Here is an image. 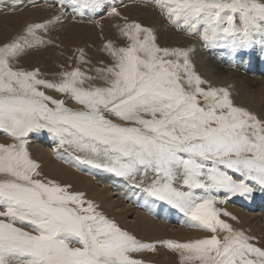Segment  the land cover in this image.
<instances>
[{
	"label": "snow or ice",
	"instance_id": "obj_1",
	"mask_svg": "<svg viewBox=\"0 0 264 264\" xmlns=\"http://www.w3.org/2000/svg\"><path fill=\"white\" fill-rule=\"evenodd\" d=\"M150 3L205 48L227 50L229 67L244 63L238 53L264 49L260 0ZM55 4L60 13L51 20L26 23L0 41V131L12 140L0 143V264H148L145 254L160 248L177 254L179 264H264V237L235 227L229 220L238 217L221 207L264 191V108L255 112L237 103L241 92L234 85L217 86L197 71L193 47L161 46L156 29L136 21L118 26L129 43L108 41L110 62L101 67H81L91 63L83 48L71 70L60 65L59 79L19 66L30 51L55 44L45 34L63 23L65 9L74 20L107 10L127 21L118 10L122 3ZM22 6L24 0H13L7 11ZM41 130L63 162L123 179L143 195L138 206L153 218H160L153 204L162 202L182 217L178 223L204 235L138 238L84 191L44 174L29 151L30 134Z\"/></svg>",
	"mask_w": 264,
	"mask_h": 264
},
{
	"label": "bare ground",
	"instance_id": "obj_2",
	"mask_svg": "<svg viewBox=\"0 0 264 264\" xmlns=\"http://www.w3.org/2000/svg\"><path fill=\"white\" fill-rule=\"evenodd\" d=\"M261 2H264V0H261ZM26 3L27 2L25 1L24 4ZM31 11H36L37 15L42 18L44 17L45 14L51 12L52 9H48L46 4H41L40 6L37 5L36 8L34 7L33 9L31 8L29 12ZM104 13L105 12H102L100 13V15ZM137 16L140 17V13H138ZM1 17L2 18H0V41H3V38L5 39L7 38L5 35H8L7 40L16 35L19 26V18L17 15L5 16L3 13H1ZM49 19L50 17H47V21ZM80 21L78 19L75 20L73 19L72 25L75 27H81L83 28L82 29L83 32H87L89 30V25H87L88 23L85 21L84 22H80ZM65 22H67L68 24L67 18L65 19ZM160 22H157L155 20L154 24H152L149 21V26L156 29L158 42L161 44V46H172V47H180V45L183 46L185 42L184 40L181 41L179 36L169 37L172 39L171 43L167 42L168 37H165L164 40H160L159 38L160 32L159 30L157 31V28L154 27L155 25L158 26V24L160 27ZM62 30L64 31L58 38L61 41V43H59V47L52 46V48H49L48 51H51L52 53L49 54L50 55L49 57L47 56L48 52H43L44 48H42V51L35 53L36 59L34 61L35 63L38 62L37 66H39L40 68L47 65V63L50 61L51 62L55 61V63H52L54 65H56V63H59L57 61L61 62L62 60H66L69 62L68 54L71 55L74 52L65 51V54L62 52L56 54L57 53L56 51L58 50L61 51L60 48L61 45L64 44L62 48H67V49H71L74 45V40H73V36L71 35L72 32L70 29V25L68 24L67 26L62 27ZM66 32H68L69 35H66ZM83 49L85 51L87 48H83ZM216 52L218 53V55L213 56L216 63L212 61L208 62L207 64L199 63L200 59L199 58L197 59L195 55H192V59L195 62V65L198 67L197 69H199L200 74H202L205 78L213 77L215 79H218L221 84H218L211 80L217 86L229 85L225 82V77L231 74V72H235L236 74H238L239 77H244L243 72H245L244 69L246 67L245 63L247 61V57H241V56L238 57V59H242L244 63L239 64L238 68L234 70L233 68L229 67V60H228L229 53L227 52V50H219ZM87 54L91 56L92 59L95 58L94 54H92L91 52ZM238 54L242 55V53H238ZM45 57L49 58L50 60L49 59L47 61L45 60V62L41 64L43 58ZM97 59L100 60L98 63H100L101 61L107 63L108 60H110L109 55L102 56L101 58H97ZM92 62L95 63L94 59ZM35 63L30 61V63L27 64L26 62L27 65H34V66L36 65ZM58 66L60 67V65ZM211 66L216 67V69L214 70L210 69ZM222 66L225 67L227 66L230 69L227 68L224 69ZM30 67L27 68L31 69ZM255 72H257V70H255ZM216 74L221 76V78L215 76ZM246 81L251 85V87H255L257 90H262L261 87H263L264 80L254 81L253 78L246 77ZM249 100L250 99L247 98V104L245 106L251 108L255 112H261L262 107L261 106L258 107L260 103L254 102L252 105H249L248 103ZM31 137H30L31 142L29 145V151L32 157L42 164V170L46 176H48L51 179L58 180L61 183L64 181H68L74 185V190L84 191L87 195V198L93 200L96 204H98L99 209H101L109 218L114 219L119 225L123 226L125 229L129 230L130 232L136 234L138 238H145V239L152 237L159 238L161 236L168 235L170 237H174V238L178 237L180 239L186 240L190 238L191 239L198 238L204 235V233H202L197 229L185 228L182 224L178 223L177 220L181 219L182 217L179 216L175 210L170 209L168 205L163 204L162 202H155L153 204V210L157 212L160 217V218H153V216L149 215L144 208L138 206L140 204H143L144 202L143 195L139 193L138 189L130 188L123 179L117 178L113 174L107 173L103 170L84 168V166H81L83 170H80L77 169L76 167L70 166L66 162H63L61 159H59L56 156V154L52 150L51 145H53L54 142L52 141L49 133L47 132L45 133L42 130L37 133H32ZM60 151L63 152L62 149ZM129 197H131V199H129ZM227 209L240 218L239 223L242 224L239 227L240 229H243L245 227L244 230L246 232L248 228L255 232L259 231L264 235V219L263 216L260 215V212H264V199L259 200L255 204H249L247 200H231V204L230 203L227 204ZM165 216L168 217L170 222H166L163 219V217ZM230 223H233L235 227L239 226L237 222H236L237 224L235 222H230ZM150 256L145 254V259H149ZM153 259L160 262L162 261L157 258H153Z\"/></svg>",
	"mask_w": 264,
	"mask_h": 264
},
{
	"label": "rangeland",
	"instance_id": "obj_3",
	"mask_svg": "<svg viewBox=\"0 0 264 264\" xmlns=\"http://www.w3.org/2000/svg\"><path fill=\"white\" fill-rule=\"evenodd\" d=\"M25 1L27 3L24 5H27V6L26 7L23 6L21 11H18V12L13 14V13H9L7 11L8 5L12 4L13 0H0V18H2L1 13H3L5 16L17 15L19 18V26H18V30L16 32V35L22 32L26 23H29V22H45V21H47V17H50L49 20H51L53 16L58 15L60 13V8L58 5L55 4V0H24V3H25ZM16 2H19V0H16ZM107 2L109 4L114 3L117 5H121V3H122L123 6L119 7L118 10L121 13V17H127V21H125L124 19H122L120 17L109 16L107 14V10H105L104 14H102V15L99 14V15H96L94 17H88V18L84 19L83 21L80 18H77L79 21L81 20L80 22L85 21L88 23L87 25H89V30L87 32H83L82 31L83 28L75 27L72 25L73 18L70 15L71 9L70 8L65 9V12L69 13V15L67 16V21H68V24L70 25V29L72 32L71 35L73 36L74 45L71 49L62 48L64 44L61 45V47H60L61 51H59L57 49L58 51H56L57 52L56 54H58L59 52H62L65 54V51L74 52L71 55L68 54L69 62L66 60H62L61 62L57 61L59 63H56V65H54L52 63H55V61H52V62L50 61L47 63V65L40 68L39 66H37L38 62L35 63V61H34L36 59L35 53L42 51V48H40L38 50L30 51L28 55L22 57L19 61V66H21L27 70H32L33 68L39 67L43 73H45V74L48 73L47 78L52 79L54 77L53 79H59L58 76H54L55 73H58L62 70L58 65H64L67 70H71L73 67H75L77 65V56L79 55V53L77 52V49L87 48L85 50V53L87 54V53L91 52L92 54H94L95 58H93V59H94L95 63L92 62L93 59L91 58V56H89L87 54L88 56H86V59L90 60L91 63L81 65V67L85 70H87L89 68L101 67L103 65L98 63L100 60L97 58H101L102 56H108V53L104 50V45L108 41H113L116 46H126L129 43V41H127V39L125 37H122L120 35L118 26H122L126 22H131V21H136V22L141 23L144 26H149V21H150V23L154 24L155 20L157 22H160V20H161L160 27H159V24H158V26L157 25L154 26L155 28H157V31L159 30V32H160V35H159L160 40H164L165 37H168L167 39L169 41L167 40V42L171 43L172 39L169 37H175V36L178 37L179 36L180 40L181 41L184 40V42H185L184 45L183 46L180 45V47L191 46V47H193V49L195 48L193 55H195L197 57V59L198 58L200 59L199 63L207 64L210 61L216 63L213 56L218 55V53L216 51L223 50V49H207L203 46V42L200 41L198 37H191V36L185 34L184 32L175 29L172 25L167 23L164 16L161 15L160 10L158 8H156L155 6H153L150 3V0H107ZM260 2H261V0H260ZM33 3H35L38 6H40L41 4H46L47 8L52 9V11L48 12L47 14L44 15V17L41 18L37 15L36 11L29 12V10L31 8L33 9V6H32ZM49 5H53V6L49 7ZM34 8H36V7H34ZM138 13H140V17L137 16ZM62 19H63L62 24H55V25L51 26L49 28L48 33L45 34L46 39L50 37L55 41L54 45L45 47L43 49V52H48V55H47L48 57L50 56L49 54H52L51 51H48L49 48H52V46H56V45H59V43H61V41L58 38L60 37V35L64 31V30H62V27H65L68 25L67 22H65V18H62ZM93 21H96V22H93ZM66 35H69V33L66 32ZM5 36L8 38V35H5ZM7 38L6 39L3 38V41H6ZM186 44H188V45H186ZM240 53H242V55L237 54V58L240 56L241 57H247V61L245 63L246 67L244 69L245 72H243L244 77H239L238 74H236L235 72H231V74H229L228 76L225 77V82L227 84L234 85L235 89L237 91L241 92V97L249 98L250 99L248 102L249 105H252L254 102H259L260 104L258 105V107L261 106L262 108H264V83H263V87H261L262 90H257L255 87H251V85L246 81V77H251L254 79V81L264 80V49H261L259 46H256L246 53L245 52H240ZM46 57L43 58V61L41 62V64H43L45 62V60L47 61L49 59ZM30 61L34 62L36 65L35 66L34 65H27L30 63ZM26 62H27V64H26ZM108 62H110V60H108ZM27 67H30L31 69H29ZM57 67H58V70H57ZM222 67L224 69L233 68L234 70H236V68H238V65L235 68L234 67L229 68L227 66L226 67L222 66ZM197 68L198 67L196 66V69ZM210 69L214 70V69H216V67L211 66ZM255 70H257V72H255ZM197 71L200 73L199 69H197ZM89 74L95 75V72L92 71ZM215 76H217L218 78H221V76H219L218 74H216ZM254 76H256V77H254ZM256 78H258V79H256ZM207 79H210L213 82L221 84L218 79H215L213 77L212 78L210 77ZM94 83L101 84L102 81H95ZM46 91H48V94L55 95L58 98H63L62 95H60V94L58 95L56 93H53L51 90H46ZM68 106L74 107V108L79 107L74 102H70ZM43 132L46 133L47 130H43ZM30 137H31V134H30ZM11 142H12L11 138L7 137L2 131H0V143H11ZM53 145L55 146V143H53ZM53 145H51L52 150L55 148ZM65 182H68V181H64L62 183H65ZM263 192L264 191L257 188L253 197L250 199L236 196V197L232 198L231 200H247L249 204H255L259 200L264 199V193ZM231 200H229L228 203L231 204ZM227 204L223 205L221 207L227 208ZM99 210H101V209H99ZM260 215L263 216V219H264V212H260ZM225 219H227V218H225ZM229 221L235 222V221H231V220H229ZM238 221H240L239 217H238ZM237 223L239 225L237 228H239L242 224H240L239 222H237ZM121 227H123V226H121ZM244 228H243V230H244ZM247 232H248V234L256 235L258 237H264V235L262 233H260L259 231L255 232V231L247 228ZM155 238H158V237H152V238H146V239L151 240V239H155ZM159 238H174V237H170L168 235H165V236H161ZM176 239H180V238L176 237ZM180 240H183V239H180ZM160 254H162V255H160ZM147 255L148 256L151 255L149 259H146L148 261V264H159V263L160 264H179L178 255L174 254V253L171 254V252L165 248H163V249L160 248L159 251L155 254L150 253ZM156 256H158V257H156ZM160 256H162V257H160ZM153 258H157V259L162 260V261L160 262V261L154 260Z\"/></svg>",
	"mask_w": 264,
	"mask_h": 264
},
{
	"label": "clouds",
	"instance_id": "obj_4",
	"mask_svg": "<svg viewBox=\"0 0 264 264\" xmlns=\"http://www.w3.org/2000/svg\"><path fill=\"white\" fill-rule=\"evenodd\" d=\"M236 102L237 103H242V104L246 105L247 104V98L246 97L238 96V97H236Z\"/></svg>",
	"mask_w": 264,
	"mask_h": 264
}]
</instances>
